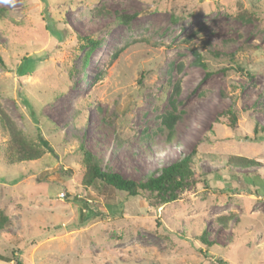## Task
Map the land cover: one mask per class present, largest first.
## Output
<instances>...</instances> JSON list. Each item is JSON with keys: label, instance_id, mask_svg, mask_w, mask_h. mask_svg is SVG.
<instances>
[{"label": "rangeland", "instance_id": "obj_1", "mask_svg": "<svg viewBox=\"0 0 264 264\" xmlns=\"http://www.w3.org/2000/svg\"><path fill=\"white\" fill-rule=\"evenodd\" d=\"M0 7V264H17L14 256L21 264H264V191L242 178L264 179V0ZM243 11L254 16L238 17ZM83 35L100 40L86 68ZM176 82L169 140L160 117ZM12 126L52 150L20 160ZM81 145L135 179L194 149L203 181L164 203L146 191L84 186ZM232 155L257 163L229 165Z\"/></svg>", "mask_w": 264, "mask_h": 264}, {"label": "trees", "instance_id": "obj_2", "mask_svg": "<svg viewBox=\"0 0 264 264\" xmlns=\"http://www.w3.org/2000/svg\"><path fill=\"white\" fill-rule=\"evenodd\" d=\"M47 17V23L54 22L47 11H45ZM240 18H249L254 16L249 13V11H243L237 14ZM132 17V14L121 15L119 18L123 21H127ZM5 19V9L0 7V23ZM47 28L51 31L52 28L47 24ZM81 43L80 48L84 50L82 57V67L86 68L89 62V54L100 44L99 39H94L89 35L80 36ZM193 54L195 55V60L198 64L205 66L201 61V55L196 49H192ZM3 58L0 54V66H2ZM173 92L168 97V104L170 109L167 110L164 114L161 115V123L167 129V138L171 140L173 137V128L176 121L179 119V115L176 113V102L175 98L180 94V83L176 82L174 84ZM89 103V102H86ZM228 115V125L233 127L236 121V115L233 110L228 108L226 110ZM4 118L6 115L0 107V124L4 123ZM7 119V118H6ZM13 127V126H12ZM14 129L15 142L17 143L20 151V160H32L39 158L44 149L51 151V147L48 144L47 140L40 138L42 148H36L28 139L21 134L19 130ZM257 128L254 130L256 131ZM80 150V163L83 168V173L81 176V183L84 186H103L109 187L115 192L124 193L128 196H135L142 192H150V194L158 197L160 203L171 201L176 198L177 192L197 181H203V179H198L194 175L192 169V157L195 154L194 149L190 151L187 155H183L180 158L174 159L168 163H164L161 166L155 168V170L144 174L141 178H127L121 175L119 172L111 170L109 166L102 167L101 160L93 154L91 151L87 150L82 145L79 146ZM257 162L253 159L244 157V156H229L227 159V164L236 165L240 167H249L253 166ZM243 180L251 186H253V191L257 192L259 187L264 191V179L259 178L258 176L242 177ZM87 209L91 212V215H95L89 206ZM207 233L202 231L199 239L203 244L210 245L211 243L206 239ZM14 259L17 264H21L19 257L14 256Z\"/></svg>", "mask_w": 264, "mask_h": 264}]
</instances>
